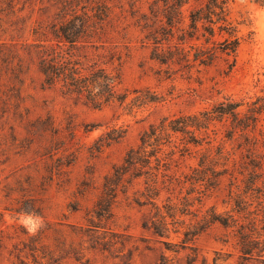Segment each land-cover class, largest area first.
I'll list each match as a JSON object with an SVG mask.
<instances>
[{"label": "rangeland", "instance_id": "1", "mask_svg": "<svg viewBox=\"0 0 264 264\" xmlns=\"http://www.w3.org/2000/svg\"><path fill=\"white\" fill-rule=\"evenodd\" d=\"M153 1L111 0L108 40L101 52L113 55L109 70L121 76L118 92H130L125 105L115 102L94 109L59 89L43 88L34 63L22 75V90L18 81L10 83L4 74L5 85H0V264H158L163 253L175 257L163 239L142 228L148 209L134 202L142 183L134 182L128 194L119 191L107 213L98 206L104 180L139 144L142 133L163 117L210 109L226 97L262 94L256 80L264 79V0L232 3L233 19H246L240 26L244 40L233 71L221 61L195 69L191 77L179 72L172 78L150 58L151 48L137 23ZM202 1L192 0L185 13ZM54 3L0 0V43H33L32 29L56 11ZM135 90L149 91L161 100L139 105L133 101ZM5 94L11 97L7 112L3 110ZM14 97L23 100L21 116ZM216 128L223 137L225 128L212 127ZM113 129L124 136L97 152L96 142ZM233 157L239 167L240 150ZM188 162L196 165L197 160ZM230 190L226 176L206 199L202 213L212 206L220 212L230 210L224 203ZM229 233L220 224L212 226L199 235L193 249L180 252V261L187 264L188 255L195 251L193 264H202L204 258L214 264L220 252L232 255L229 263L239 264L240 252ZM170 241L179 238L172 234Z\"/></svg>", "mask_w": 264, "mask_h": 264}, {"label": "trees", "instance_id": "2", "mask_svg": "<svg viewBox=\"0 0 264 264\" xmlns=\"http://www.w3.org/2000/svg\"><path fill=\"white\" fill-rule=\"evenodd\" d=\"M233 1L204 0L186 14L184 9L192 0H154L149 11L137 17L151 48L150 58L165 67L167 78L179 72L191 77L195 69L221 61L229 71L235 69L244 40L240 26L246 19H233ZM54 2L56 11L32 29L33 43H0V85H5L6 74L9 82L18 81L22 90V75L34 63L43 88L59 89L94 109L115 102L125 105L130 92H118L121 76L109 70L113 55L106 57L101 52L108 40L111 0ZM256 83L262 94L226 97L210 109L163 117L151 124L139 144L105 178L98 206L107 213L119 191L128 194L134 182L142 183L143 188L134 196L139 207L148 209L142 228L163 239L166 249L176 254L170 258L163 253L158 264H182L180 252L193 249L199 235L216 224L235 239L239 264H264V79L258 78ZM134 92L137 96L133 101L139 105L161 100L149 91ZM5 97L3 110L7 112L11 97ZM14 98L13 105L21 116L23 100ZM218 125L225 128L223 137H219V129H212ZM123 136L113 129L96 142V151ZM238 150L239 167L233 157ZM189 159H196V165ZM238 174L243 176L241 180ZM226 176L230 177L231 190L224 203L231 209L220 212L212 206L202 213L206 199ZM172 234L178 242L170 241ZM231 256L218 252L214 264H234L228 262ZM196 260L194 251L187 264ZM202 264H209L208 259Z\"/></svg>", "mask_w": 264, "mask_h": 264}]
</instances>
